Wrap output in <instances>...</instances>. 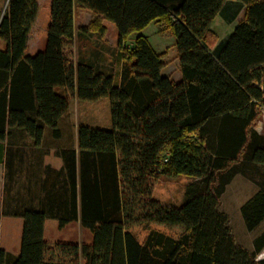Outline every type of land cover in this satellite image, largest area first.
I'll list each match as a JSON object with an SVG mask.
<instances>
[{
	"label": "trees",
	"instance_id": "16d2710c",
	"mask_svg": "<svg viewBox=\"0 0 264 264\" xmlns=\"http://www.w3.org/2000/svg\"><path fill=\"white\" fill-rule=\"evenodd\" d=\"M226 1L244 5L243 18L211 52L210 27ZM76 9L94 15L81 33H104V21L114 25L117 86L89 64H75ZM37 12V0H8L0 19V143L13 130L34 146L47 136L61 140L60 123L74 99L108 98L111 128L79 124L77 150L58 148L63 166L48 207L13 214L23 220L14 264H264L257 260L264 231L247 251L219 208L225 187L240 175L258 188L241 207L246 230L264 221V133L252 127L264 111V0H50L45 47L31 56ZM154 21L175 38L178 82L162 74L164 56L141 34ZM180 175L190 180L181 206L152 198L160 177ZM49 218L59 228L79 219L91 242L49 249ZM134 226L148 230L142 242ZM49 251L62 258L48 259Z\"/></svg>",
	"mask_w": 264,
	"mask_h": 264
},
{
	"label": "rangeland",
	"instance_id": "374dc122",
	"mask_svg": "<svg viewBox=\"0 0 264 264\" xmlns=\"http://www.w3.org/2000/svg\"><path fill=\"white\" fill-rule=\"evenodd\" d=\"M38 12L34 25L30 34L29 48L26 55H34L45 47L46 28L49 23V9L50 0H37ZM6 0H0V17L4 13ZM244 7L241 3L230 2L223 6L220 15L211 24V30L216 36L214 41L208 42L210 51L216 52L219 44L228 36L233 30L236 23L243 18ZM94 15L89 11L75 10V47L77 61L85 64L94 62L95 58L98 65L94 63L90 65L94 72L102 73L105 76L113 78V85L117 86L120 79V56L116 47L117 32L114 25L108 21L103 22L105 29L104 33H97L94 31L88 32V36L79 32L81 27H89ZM141 34L146 36L149 44L157 54H161L165 67L164 72L173 80L179 77V66L175 51V38L164 27V24L158 21L151 22L142 31ZM131 39L126 43L130 45ZM0 47L3 43L0 42ZM95 57V58H94ZM79 124L87 125L93 128L108 130L111 128L110 117V102L108 98H102L97 101H81L74 99L70 102L67 113L63 116L60 123L62 131L61 140H52L50 136L45 138V144H57L59 146L68 145L69 142L74 143L75 131ZM253 129L260 133H264V111L261 112L258 119L252 125ZM26 135L20 133L16 137L18 141L22 142L26 139ZM11 139V138H10ZM9 139V140H10ZM189 178L183 175L171 178L160 177L154 184L152 198L155 200L173 207H179L184 201L185 186L189 182ZM247 182L240 175H237L231 185L227 187L220 198V211L225 213L229 218V226L231 233L235 239L236 244L252 251L253 240L262 230H264V223L260 225L255 231H247L244 221L241 216V207L245 204L244 195L248 190ZM155 227L164 233L177 236L181 230L178 228ZM131 232L143 241L148 230L143 226H134ZM264 257V251L257 257L260 259Z\"/></svg>",
	"mask_w": 264,
	"mask_h": 264
},
{
	"label": "crops",
	"instance_id": "0c3cea01",
	"mask_svg": "<svg viewBox=\"0 0 264 264\" xmlns=\"http://www.w3.org/2000/svg\"><path fill=\"white\" fill-rule=\"evenodd\" d=\"M229 3L230 1H226L224 6ZM242 6L244 7V5ZM73 29V52L76 64L78 61L75 47V36L77 34L75 29V11ZM84 34L88 36V33ZM226 37L223 39H226ZM29 43L30 35L28 48L30 46ZM90 63H94L95 66L98 65L96 58L94 62H91V60L89 62V65H93ZM163 70L162 74L168 76ZM180 78L179 73L178 79L172 80L178 82ZM20 133L22 132L13 130L10 136L11 139L9 138L10 140L7 139L3 143H0V250L3 251L1 264H14L20 252L23 220L13 214L26 208L40 209L41 205H47L48 207L47 193L49 192L51 182L55 180L57 172L63 166L62 159L58 155V148L74 147L77 150V129L75 131L74 143L69 142L68 145L64 144V146L54 143L52 145L42 143L39 146H34L27 136H25L26 139H23L21 143L16 142L18 141L16 137H19ZM236 176L225 187V190L231 185ZM242 178L245 179L244 177ZM245 180L248 184L247 193L244 195L246 203L258 191V188L247 179ZM262 223L264 221L253 231L259 228ZM43 235L49 249L58 243H70L81 246L82 244H89L91 242L90 232L82 227L79 219L68 223L63 228H59L57 220L46 219ZM46 257L48 259L62 258L57 252L52 254L50 251ZM63 259H66V257ZM260 259H264V257Z\"/></svg>",
	"mask_w": 264,
	"mask_h": 264
},
{
	"label": "water",
	"instance_id": "95a60500",
	"mask_svg": "<svg viewBox=\"0 0 264 264\" xmlns=\"http://www.w3.org/2000/svg\"><path fill=\"white\" fill-rule=\"evenodd\" d=\"M7 3H8V0H6V4H5V7H4V10H5V8H6ZM2 15H3V14H2ZM1 17H2V16H1ZM1 17H0V19H1Z\"/></svg>",
	"mask_w": 264,
	"mask_h": 264
}]
</instances>
